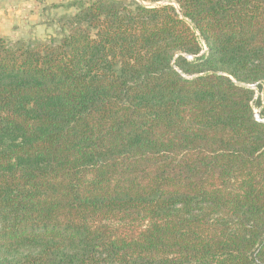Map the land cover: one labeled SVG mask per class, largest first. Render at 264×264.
Segmentation results:
<instances>
[{
    "label": "trees",
    "instance_id": "1",
    "mask_svg": "<svg viewBox=\"0 0 264 264\" xmlns=\"http://www.w3.org/2000/svg\"><path fill=\"white\" fill-rule=\"evenodd\" d=\"M63 8L0 37V264H264V0Z\"/></svg>",
    "mask_w": 264,
    "mask_h": 264
},
{
    "label": "rangeland",
    "instance_id": "2",
    "mask_svg": "<svg viewBox=\"0 0 264 264\" xmlns=\"http://www.w3.org/2000/svg\"><path fill=\"white\" fill-rule=\"evenodd\" d=\"M72 1H78V0H38L36 9H33L31 7L35 15L34 18H29L28 10L24 11L23 8H16L18 10L16 11L15 8H14L15 10L12 9V12H10L11 15L13 12H15L17 17L19 16L18 23H19L20 29L23 31V34H22L23 36L16 34L15 37L13 38L14 40H11V41H16L19 39H25V40L26 39H40L41 40V39H45L49 37L50 35H53V27L49 25V21L53 17L67 14V11H65V9L63 8V5H65L67 2H72ZM84 1H90V0H84ZM74 11H75L74 9H70L68 13H73ZM25 15H28V17L27 16L24 17ZM31 19L35 21L37 28L31 26L32 24L30 22Z\"/></svg>",
    "mask_w": 264,
    "mask_h": 264
},
{
    "label": "crops",
    "instance_id": "3",
    "mask_svg": "<svg viewBox=\"0 0 264 264\" xmlns=\"http://www.w3.org/2000/svg\"><path fill=\"white\" fill-rule=\"evenodd\" d=\"M37 1L38 0H0V37L6 39L7 41H11L14 40L13 38L16 34L22 35L23 31L20 29L18 23L19 16L17 17L15 12L11 15L10 12H12V9L15 10L16 8H23L24 11L28 10L29 18H34L35 15L32 8L36 9V5L38 4ZM16 11L18 10L16 9ZM26 16L28 17V15H25L24 17ZM30 22L32 23V27H36L35 21L31 19Z\"/></svg>",
    "mask_w": 264,
    "mask_h": 264
}]
</instances>
